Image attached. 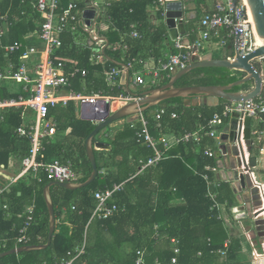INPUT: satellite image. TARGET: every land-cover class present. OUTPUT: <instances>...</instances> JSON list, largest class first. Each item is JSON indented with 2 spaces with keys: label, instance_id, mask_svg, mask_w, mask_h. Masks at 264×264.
<instances>
[{
  "label": "trees",
  "instance_id": "1",
  "mask_svg": "<svg viewBox=\"0 0 264 264\" xmlns=\"http://www.w3.org/2000/svg\"><path fill=\"white\" fill-rule=\"evenodd\" d=\"M111 1L105 19L109 29L105 34L112 45L123 40L128 45L127 49L108 48L104 64L94 65L89 61L91 49L79 47L73 35L65 32L62 34L63 46L57 50V55L66 58L69 66L89 70L86 78L88 90L117 95L125 91L126 87L108 85L105 70L127 65L133 59H138L140 62L134 61V67H131V72L134 73L135 70L144 68L149 57L157 60L165 56L161 53V45L165 43L167 28L163 21V0ZM200 1L197 0L198 8L203 9ZM63 2L64 5L68 3L67 0ZM151 6L158 8L155 14L160 21L158 25L152 22L149 10ZM6 13L11 22L8 42L25 40L27 33L36 32L43 23L41 14L32 9L29 0H0V15ZM198 20L199 18L194 22ZM134 28L139 30L141 37L129 35ZM189 36L192 43L198 40V35L193 30ZM32 42L37 41L34 39ZM145 48L146 52L151 50V53L144 54ZM202 52H206V49L203 48ZM191 53L193 57L198 56L192 51ZM11 60L19 65V54H7L0 48V72ZM196 71L205 72V77L193 81ZM237 72L220 67L197 69L182 77L177 85H227L240 78ZM169 79L164 78L159 84L149 88L162 85ZM80 84L79 81L76 83L77 89ZM243 89L248 90L249 83L234 88V91ZM144 91L139 87L135 90L139 95ZM0 94L3 97L14 96L6 86L0 87ZM225 106L222 103L218 106H194L191 99L185 101L183 98L164 101L160 107L167 109L166 114L160 120L149 116L148 127L159 142L158 148L166 156L157 165L146 167L142 173H138L140 161L152 157L154 149L137 135L141 124L137 123L133 127L131 123H126L122 129L109 128L101 140L111 148L95 150L99 169L96 180L77 190H68L59 185L51 188L57 220L52 245L44 250L25 251L3 257L0 264H60L62 260L76 255L84 243L85 253L76 257L73 264H136L139 250L145 251L149 261L158 257L163 264H243L242 245L237 238H230L223 221L218 218L219 212L211 209L212 201L207 196V182L203 178L206 173L211 179H215L213 171L207 167H216L217 155L210 157L205 151L209 148L216 151V139L203 133L200 140L191 139L188 143H176L170 148H165L161 141L164 133L181 136L186 132L197 131ZM151 109L146 112L149 113ZM173 112L178 114L177 118L171 117ZM50 117L56 120L58 130L45 141L46 156L57 157L64 162L70 161L76 172L83 173L80 182L85 181L93 168L86 150V139L94 130L95 123L80 118L73 104L66 108L51 109ZM262 117L264 119V115ZM21 122V110L0 112V165L16 171L21 159L30 151L29 140L16 133ZM49 182H38L29 174L8 192L0 195V234L2 238L8 239L7 248L0 247V253L16 247V237L26 220V206L33 200L36 204L35 222L28 231L31 238L29 245L47 241L50 215L43 191ZM119 183H124L123 189L114 196L119 209L105 219H92L97 205L95 193ZM214 190L218 194V200L226 203L227 209L237 204L230 183L219 182ZM156 224L163 235L160 240L154 238ZM95 230L98 237L94 234L91 236V231L95 233ZM105 231L113 234L115 242L109 243L104 239ZM173 239L177 243H173ZM227 240L230 243L224 256L219 250L225 249ZM1 243L2 239L0 245ZM124 244L128 247L127 252L120 250ZM176 247L180 249L177 254ZM102 251L105 257H102ZM173 257H176L175 263L172 262Z\"/></svg>",
  "mask_w": 264,
  "mask_h": 264
},
{
  "label": "built area",
  "instance_id": "2",
  "mask_svg": "<svg viewBox=\"0 0 264 264\" xmlns=\"http://www.w3.org/2000/svg\"><path fill=\"white\" fill-rule=\"evenodd\" d=\"M167 1L171 0H163L161 3L164 8V16ZM29 2L32 9L41 14L43 23L36 32L27 33L24 36L25 40L8 42L11 25L9 14L0 15V48L7 54L18 53L20 58L19 65L11 60L0 72V87L6 86L8 91L14 95L13 97H3L0 94V112L21 110L22 122L16 128V133L21 137H26L30 142L29 154L21 159L17 171L0 165V195L8 192L13 184L29 174L33 175L38 182L45 180L80 182V179L83 178V173L76 172L70 161L64 162L57 157L49 158L45 154L46 139L55 135L58 130L56 120L50 117L51 109L66 108L73 104L75 107L91 105L95 106L97 110H103L106 103H109L112 112L127 103L138 100L140 95L135 92L138 87L146 84L157 85L162 79L171 78L175 72L185 68L189 64L192 54L191 47L183 43V36H179L173 42L176 52L158 58L152 66H148L146 62L143 69H137L132 73L131 67H134V61L138 60L133 59L125 66H114L105 70L104 76L108 85L126 87L122 83L121 77L129 68L131 72L130 85L134 88V93L130 92L127 87L125 91L117 95H106L102 91L88 90L89 84L86 78L89 70L75 65L69 66L66 58L57 55V50L63 46L62 34L65 32L73 35L74 41L79 47L91 49L89 61L94 65L104 64L107 60L106 50L103 51L105 47L113 50L127 49L128 45L123 40L112 45L110 41L108 43L104 38L107 37L105 32L109 29L105 19L108 16V9L112 1L70 0L66 5H64L63 0H29ZM184 9H186L185 5ZM86 10H93L94 14L85 16ZM24 13L25 10L22 11V14ZM194 33L198 35V40L194 44L198 45L201 50L213 47L222 48L230 43L235 45L237 38L241 55H247L261 45L246 0H213L212 8L204 13L200 25L194 30ZM129 35L135 38L141 37V33L136 28ZM34 39L38 41L37 44L32 42ZM91 41H93L92 45L90 44ZM262 61L264 58L258 62ZM78 81L81 82L79 89L76 88ZM166 112L165 107L157 106L152 108L149 113L146 111L139 112L127 117L130 118L128 123H131L133 127L137 123L141 124V129L136 132L137 135L154 149L152 157L146 161H140L138 173H142L148 166L157 165L166 156L165 152L158 148L159 142L148 127L149 116L160 120ZM235 113L239 114L238 120L242 123L246 116L251 117V140L255 148H264V119L262 117L264 115V92L246 102H230L222 111L216 112L207 125H201L193 133L186 132L181 136L175 133H164L161 141L165 148H170L176 143H188L191 139L200 140L203 133L219 141L220 135L217 128L230 122ZM171 117L177 118L178 114L173 112ZM242 128L244 130V126ZM170 135H174L173 141L168 138ZM219 145L220 141L216 145L217 148ZM205 153L214 157L217 152L209 148ZM207 169L213 173L217 170L215 166H208ZM252 175L254 182L260 189L263 203L262 207L254 212L261 211L258 216H254V220L259 216H263L264 219V181L256 174V169H253ZM203 178L207 182V196L212 201L211 209L217 210L219 212L218 218L222 220V212L226 203L218 200V194L214 190L218 183L206 173L203 174ZM123 187L124 183H119L112 188L100 189L95 193L97 205L92 219H105L119 209L114 196ZM35 209L34 201L25 211L26 220L19 229L15 248L29 245L31 238L28 231L35 222ZM233 209L235 210V208ZM253 225L256 229V224L253 223ZM246 234L249 238L251 259L254 262L264 261V234L261 236L260 245L252 238L251 231H246ZM162 237L159 225L156 224L154 226V238L157 240ZM0 239H2L0 247L7 248L8 239L2 238L1 234ZM172 242L177 243V240L173 239ZM229 243L227 240L225 249L219 250L224 256L227 254ZM85 251L84 243L77 250L76 255L62 260L60 264H73L76 257L84 254ZM179 252L180 249L176 247L175 253ZM172 262H176V257L172 258ZM135 263L163 264L158 257L149 261L144 250L137 252Z\"/></svg>",
  "mask_w": 264,
  "mask_h": 264
},
{
  "label": "water",
  "instance_id": "3",
  "mask_svg": "<svg viewBox=\"0 0 264 264\" xmlns=\"http://www.w3.org/2000/svg\"><path fill=\"white\" fill-rule=\"evenodd\" d=\"M246 2L261 44L253 52L247 55H241L237 38L234 46H228L223 49V55L221 57H215L212 52L202 53L200 47L192 43L191 40L186 39L185 43L183 39V43L190 46L193 54L198 56L193 57L191 55L189 64L185 68L175 72L168 82L144 91L138 100L127 103L112 112L110 111L109 103H106L105 109L103 110H97L95 106L91 105L82 106L80 118L91 120L96 125L86 139V150L93 167L92 173L82 182L50 181L47 183L43 191L50 215L47 241L43 244L23 245L18 248L3 251L0 253V259L25 251L44 250L52 245L57 226L55 205L51 192L52 186L59 185L68 190H77L92 184L99 175L95 150L97 148H111L108 143L97 141L96 138L101 133L112 128L116 122L136 115L139 112H145L153 107L160 106L164 101L173 98H183L185 101L191 99V103L194 106H218L221 103L227 105L230 102H246L258 97L264 92V74L256 66V62L264 58V0H246ZM184 5V0H171L166 3L164 22L169 30V36L173 39H177L179 36H186L188 34L186 18H195V15H190L189 12L186 13ZM93 14V10H86L85 12V16H92ZM104 38L109 43V39L107 37ZM90 44L92 45L93 41ZM105 50L106 47L103 51ZM214 67L240 71L243 75L227 85H177L182 77L194 70ZM130 75V69L127 68V71L121 77V81L130 92L134 93V88L130 85ZM247 83H249L248 90L234 91V88ZM89 109H91L90 112ZM238 117L239 114L235 113L230 122L226 124L225 132L219 137L220 145L216 150V155L223 161L220 164L221 167H227L230 171L228 181L234 190L237 200V204L234 207L235 211L242 214V219L249 218L252 224H256V231L262 236L264 234L263 216H259L254 220V216H258L261 211L254 212L260 209L263 203L260 189L254 182L252 175L253 169L258 167V157L254 154L255 146L251 140L250 125L252 119L250 116H246L245 121L242 123L239 122ZM243 126L244 130L242 128ZM236 130L238 131L236 132Z\"/></svg>",
  "mask_w": 264,
  "mask_h": 264
},
{
  "label": "crops",
  "instance_id": "4",
  "mask_svg": "<svg viewBox=\"0 0 264 264\" xmlns=\"http://www.w3.org/2000/svg\"><path fill=\"white\" fill-rule=\"evenodd\" d=\"M98 1H100V0H98ZM184 4H185V10H186V13H190V15H195V18L194 19H189V18H186V25H187V28H188V34L186 35V36H184L183 37V39H184V42L186 43V39H189V40H191L190 39V36H189V34H190V31L191 30H193L194 31V29H196L197 27H199V25H200V22H201V18H202V16L204 15V13L206 12V11H208L209 9H211L212 8V6H213V0H201L200 1V5L202 6V8L203 9H201V7L200 8H198V3H197V0H184ZM198 4V5H197ZM157 7H155V6H151L150 8H149V10H150V15H151V19H152V22L154 23V24H156V25H158L159 23H160V21H159V19H157L156 18V16H155V14H156V12H157ZM165 17V16H164ZM199 18V20L197 21V22H194L195 20H197ZM164 21V20H163ZM147 24L149 23V22H146ZM165 23V22H164ZM146 24V25H147ZM166 26V25H165ZM166 28H167V26H166ZM189 37V38H188ZM37 39V38H36ZM37 40H39V39H37ZM36 40V41H37ZM40 42V41H39ZM173 42H174V39L173 38H171L170 36H169V30H168V28H167V36H166V40H165V43H163L162 45H161V53L163 54V55H166V54H168V53H171V52H173L175 49H174V47H173ZM192 42V41H191ZM38 43V41L36 42V44ZM230 45H232V46H234L233 44H228L226 47H222V48H219V49H225V48H227L228 46H230ZM158 46H155V48H157ZM215 47H213V48H210V49H206V51H210V50H213ZM144 54H150L151 53V50H149V51H147L146 52V48L144 49ZM175 52H176V50H175ZM203 53H205V52H203ZM222 56V55H221ZM221 56H217V57H221ZM155 58L154 57H149L148 59H147V65L148 66H152V65H154V63H155ZM150 87V84H146L145 86H142V87H139V88H141L142 90H148V89H150L149 88ZM76 108V113H77V115L80 117V115H81V113H82V107L81 106H76L75 107ZM129 120H130V118H125V119H122V120H120V121H118V122H116L114 125H113V127H119V129H122L123 128V126L126 124V123H128L129 122ZM112 127V128H113ZM218 133H219V135H221L222 133H224L225 132V129H226V125L224 124V125H220L218 128ZM103 134L104 133H101L98 137V139L99 140H97V141H103V140H101L102 139V137H103ZM174 135H170V136H168V138L170 139V140H174ZM216 145L217 144H219V141L216 139ZM110 149V148H109ZM254 154L258 157V167L256 168V174H257V171L258 170H263L264 171V148H259L258 149V147H256L255 148V151H254ZM216 161H217V165H216V168H217V170L216 171H214V176H215V180L217 181V183H219V182H228V183H230L229 181H228V175H229V173H230V171H229V169H227V167H221V165L220 164H222L223 163V161L222 160H220L218 157L216 158ZM20 166V165H19ZM258 175V174H257ZM21 181V180H20ZM18 183V182H17ZM13 185H16V183L15 184H13ZM12 185V186H13ZM11 186V187H12ZM21 192H19V194H20ZM35 200H33V202H34ZM32 202V203H33ZM32 203H30V204H28L27 206H26V209L28 208V206H30ZM236 205H234L232 208H230V209H227V207H225L224 208V210H223V212H222V221H223V223H224V227L228 230V232H229V235H230V238H237L239 241H240V243H241V245H242V255H243V257H242V263L243 264H264V261H258V262H254L252 259H251V256H250V250H251V248H250V243H249V238H248V236H247V234H246V231H251V233H252V238L254 239V241H256V243H258V245H260L261 244V236L259 235V233H258V231H256V229L254 228V225L252 224V222H250L249 221V218H244V219H242L241 218V215L242 214H240L238 211H235L233 208L235 207ZM26 209H25V211H26ZM241 212H243V211H241ZM244 213V212H243ZM94 235H96L97 237L99 236L98 235V232H96V230H95V233H93ZM96 236H95V238H96ZM103 237H104V239L107 241V242H109V243H113V242H115V237L113 236V234L112 233H110V232H107V231H105L104 233H103ZM161 239V238H160ZM160 239H158V240H160ZM120 250L121 251H123V252H127L128 251V247H127V245H122L121 247H120ZM103 252V251H102ZM101 252V253H102ZM104 253V252H103ZM102 257H105V253L103 254V256Z\"/></svg>",
  "mask_w": 264,
  "mask_h": 264
},
{
  "label": "rangeland",
  "instance_id": "5",
  "mask_svg": "<svg viewBox=\"0 0 264 264\" xmlns=\"http://www.w3.org/2000/svg\"><path fill=\"white\" fill-rule=\"evenodd\" d=\"M68 1H70V0H67V2ZM100 1H102V0H100ZM207 52H212L215 57L223 55V49L221 50L219 48H214L213 50L206 51L205 53H207ZM256 66H259L260 70L262 72H264V61H262V62H258L257 61L256 62ZM237 75L241 77L243 75V73L240 72V71H238L237 72ZM204 77H205V72H203V71H196L195 74H194V76H193V78H192V80L193 81H199V80H201ZM222 125H224V124H222ZM18 165H19V162H17V166ZM257 174H258L259 178L264 181V171L263 170H258L257 171ZM92 234H93V232L91 231V236H92Z\"/></svg>",
  "mask_w": 264,
  "mask_h": 264
},
{
  "label": "bare ground",
  "instance_id": "6",
  "mask_svg": "<svg viewBox=\"0 0 264 264\" xmlns=\"http://www.w3.org/2000/svg\"><path fill=\"white\" fill-rule=\"evenodd\" d=\"M260 41V40H259Z\"/></svg>",
  "mask_w": 264,
  "mask_h": 264
}]
</instances>
